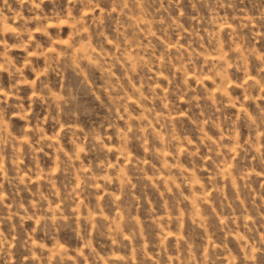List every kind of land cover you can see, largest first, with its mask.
<instances>
[{"label": "rangeland", "instance_id": "rangeland-1", "mask_svg": "<svg viewBox=\"0 0 264 264\" xmlns=\"http://www.w3.org/2000/svg\"><path fill=\"white\" fill-rule=\"evenodd\" d=\"M0 264H264V0H0Z\"/></svg>", "mask_w": 264, "mask_h": 264}]
</instances>
